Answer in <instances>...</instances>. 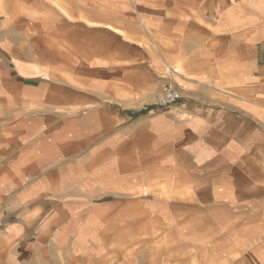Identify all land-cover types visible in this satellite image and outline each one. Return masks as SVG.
Here are the masks:
<instances>
[{"label": "crops", "instance_id": "crops-1", "mask_svg": "<svg viewBox=\"0 0 264 264\" xmlns=\"http://www.w3.org/2000/svg\"><path fill=\"white\" fill-rule=\"evenodd\" d=\"M0 264H264V0H0Z\"/></svg>", "mask_w": 264, "mask_h": 264}, {"label": "built area", "instance_id": "built-area-1", "mask_svg": "<svg viewBox=\"0 0 264 264\" xmlns=\"http://www.w3.org/2000/svg\"><path fill=\"white\" fill-rule=\"evenodd\" d=\"M167 68L171 70V67ZM179 98V93L175 91L169 84H165L162 88V95L160 96L157 104L162 107L169 106Z\"/></svg>", "mask_w": 264, "mask_h": 264}, {"label": "rangeland", "instance_id": "rangeland-1", "mask_svg": "<svg viewBox=\"0 0 264 264\" xmlns=\"http://www.w3.org/2000/svg\"><path fill=\"white\" fill-rule=\"evenodd\" d=\"M168 67H170V66H168ZM168 70H170V69H168ZM171 70H173L172 68H171ZM175 90V89H174ZM176 91V90H175ZM180 95V94H179Z\"/></svg>", "mask_w": 264, "mask_h": 264}]
</instances>
